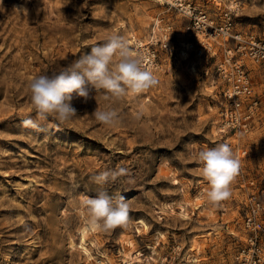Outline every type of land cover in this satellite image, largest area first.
<instances>
[{
	"label": "rangeland",
	"instance_id": "1",
	"mask_svg": "<svg viewBox=\"0 0 264 264\" xmlns=\"http://www.w3.org/2000/svg\"><path fill=\"white\" fill-rule=\"evenodd\" d=\"M191 1L212 14L233 3L222 0L220 9L216 0ZM235 1L237 29L264 39V0ZM189 25L166 0H0V264H231L242 185L264 173V63L249 62L261 101L253 129L223 132V83ZM168 26L170 48L157 45L156 86L119 99L92 90L87 100L73 99L77 115L66 125L51 117L38 128L21 125L35 119L34 77L59 71L112 34L136 50ZM96 109L119 118L103 125ZM221 143L250 156L231 197L213 206L197 159ZM120 167L126 174L115 182L92 179ZM100 191L125 197L126 225L105 231L89 223L83 198ZM86 227L93 257L80 247ZM140 251L141 260L132 257Z\"/></svg>",
	"mask_w": 264,
	"mask_h": 264
},
{
	"label": "clouds",
	"instance_id": "2",
	"mask_svg": "<svg viewBox=\"0 0 264 264\" xmlns=\"http://www.w3.org/2000/svg\"><path fill=\"white\" fill-rule=\"evenodd\" d=\"M157 84L155 74L144 65L143 53L131 48L123 35L112 34L103 43L61 66L59 71L34 77L29 82V91L35 119L31 116L24 118L21 125L38 128L37 121H47L50 117L66 125L77 115L72 106L73 99L87 100L92 90H104L108 97L119 99L130 92L143 93ZM92 115L107 126L114 125L119 118L114 109H96ZM197 162L203 179L209 185L206 193L208 202L218 206L228 200L231 183L241 167L232 148L224 143L204 148L199 151ZM125 174L126 169L120 167L101 171L92 179L103 185L115 182ZM83 205L89 223L105 231L124 226L129 220L130 206L123 195L100 191L95 197L85 196Z\"/></svg>",
	"mask_w": 264,
	"mask_h": 264
},
{
	"label": "built area",
	"instance_id": "3",
	"mask_svg": "<svg viewBox=\"0 0 264 264\" xmlns=\"http://www.w3.org/2000/svg\"><path fill=\"white\" fill-rule=\"evenodd\" d=\"M166 1L190 21L188 28L199 39V55H208L216 61L225 97L222 131H234L236 134L250 132L261 101L254 88L249 62L257 65L264 63V39L237 29L236 17L241 11L238 2L226 6L220 14H212L191 0ZM216 1L221 6L222 0ZM171 29L172 26H168L167 30L164 28L166 33L160 39L136 46V50L143 53L148 70L160 68L157 45L161 42L164 48H170ZM235 156L242 163L250 153L248 148L240 147ZM242 188L246 189V197L241 202V220L236 223L240 227L239 232H232L238 249L231 264H264V173L251 176Z\"/></svg>",
	"mask_w": 264,
	"mask_h": 264
},
{
	"label": "bare ground",
	"instance_id": "4",
	"mask_svg": "<svg viewBox=\"0 0 264 264\" xmlns=\"http://www.w3.org/2000/svg\"><path fill=\"white\" fill-rule=\"evenodd\" d=\"M233 3H236L235 0L232 1ZM220 4V3H219ZM142 223L143 225H145V222L143 220H139V223ZM87 234H88V229L87 227L83 229V238L81 239V242H80V247L84 249L85 253L89 255V257H93V254L91 252V249L88 247V242L86 240V237H87ZM93 244V243H92ZM94 246V245H93ZM142 252L140 251L139 253L135 254V256H132L133 258H138L139 260L140 257L142 256ZM193 256V255H192ZM129 258V257H128ZM197 261H199L198 259H194V260H189V262H192L193 264H197ZM134 262L130 261L129 264H133ZM97 264H106V262H104L103 260L101 259H97ZM183 264H187V263H183Z\"/></svg>",
	"mask_w": 264,
	"mask_h": 264
}]
</instances>
